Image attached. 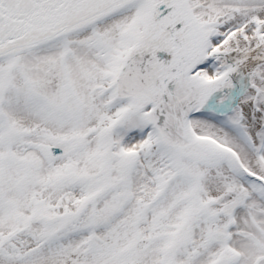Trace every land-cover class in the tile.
<instances>
[{"label": "snow or ice", "instance_id": "6c2138e0", "mask_svg": "<svg viewBox=\"0 0 264 264\" xmlns=\"http://www.w3.org/2000/svg\"><path fill=\"white\" fill-rule=\"evenodd\" d=\"M0 264H264V0H0Z\"/></svg>", "mask_w": 264, "mask_h": 264}]
</instances>
